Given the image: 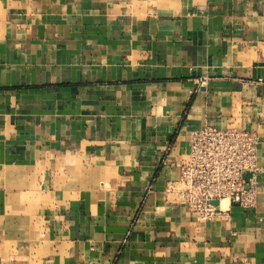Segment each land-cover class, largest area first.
I'll use <instances>...</instances> for the list:
<instances>
[{
    "label": "crops",
    "instance_id": "0c3cea01",
    "mask_svg": "<svg viewBox=\"0 0 264 264\" xmlns=\"http://www.w3.org/2000/svg\"><path fill=\"white\" fill-rule=\"evenodd\" d=\"M204 124L254 208L166 193ZM0 264H264V0H0Z\"/></svg>",
    "mask_w": 264,
    "mask_h": 264
},
{
    "label": "built area",
    "instance_id": "2783aa9c",
    "mask_svg": "<svg viewBox=\"0 0 264 264\" xmlns=\"http://www.w3.org/2000/svg\"><path fill=\"white\" fill-rule=\"evenodd\" d=\"M259 144L256 132L199 126L190 132L189 151L178 164L180 178L168 188L204 220L224 216L222 203L252 209Z\"/></svg>",
    "mask_w": 264,
    "mask_h": 264
},
{
    "label": "rangeland",
    "instance_id": "374dc122",
    "mask_svg": "<svg viewBox=\"0 0 264 264\" xmlns=\"http://www.w3.org/2000/svg\"><path fill=\"white\" fill-rule=\"evenodd\" d=\"M182 160L183 159H180L179 161H177L176 163H175V165L178 167V164L179 163H181L182 162ZM178 169H179V167H178ZM179 178H180V169H179ZM179 178H178V180H179ZM177 180V181H178ZM177 181H171V182H169L168 183V185H167V187H166V193H171V194H174L175 195V197L178 199V201H180V202H182V203H185L184 201H182V200H180V197L177 195V194H175L174 193V191H171V190H169V188L168 187H170L171 185H172V183H175V182H177ZM186 204V203H185ZM188 207H189V210L191 211V212H193L192 210H191V208H190V206L188 205V204H186ZM194 213V212H193ZM195 214V213H194ZM197 215V214H196ZM198 217H199V215H197Z\"/></svg>",
    "mask_w": 264,
    "mask_h": 264
},
{
    "label": "bare ground",
    "instance_id": "6f19581e",
    "mask_svg": "<svg viewBox=\"0 0 264 264\" xmlns=\"http://www.w3.org/2000/svg\"><path fill=\"white\" fill-rule=\"evenodd\" d=\"M224 204H225V203H222L223 208H225V207H224Z\"/></svg>",
    "mask_w": 264,
    "mask_h": 264
}]
</instances>
